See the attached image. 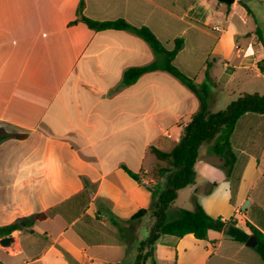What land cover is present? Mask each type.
<instances>
[{"label":"crops","instance_id":"0c3cea01","mask_svg":"<svg viewBox=\"0 0 264 264\" xmlns=\"http://www.w3.org/2000/svg\"><path fill=\"white\" fill-rule=\"evenodd\" d=\"M81 1L87 18L148 27L168 49L183 37L174 63L201 84L210 62L209 75L216 84L208 96L211 111L244 93L264 94V0H235L232 5L217 0H0V131L27 134L0 143V201L4 192L19 191L10 200L14 212L31 200L43 205L49 200L46 210L84 189L91 191L89 203L72 223L57 215L36 222L34 233L23 229L8 235L13 241L0 244V264H134L136 242L90 245L73 225L85 214L98 216L116 234L111 224L115 219L135 227L137 241L144 240L149 233L142 236L143 222L151 213L128 220L152 206L148 182L153 180L148 168L137 163L131 167V153L117 158L93 147L110 137L106 127L116 122L118 127L128 123L150 129L154 146L170 151L199 108L186 86L167 72L155 71L120 88L119 95H128L124 110L129 118L107 119V92L122 84L125 70L153 62L155 54L129 31L71 24ZM231 146L236 155L233 180L239 177L234 199L232 179L209 145L200 149L191 197L196 195L210 216L235 220L248 234L255 228L264 238V115L244 114ZM122 166L139 173L141 180ZM155 258L158 264H264L255 247L215 230L205 240L163 235Z\"/></svg>","mask_w":264,"mask_h":264},{"label":"trees","instance_id":"16d2710c","mask_svg":"<svg viewBox=\"0 0 264 264\" xmlns=\"http://www.w3.org/2000/svg\"><path fill=\"white\" fill-rule=\"evenodd\" d=\"M83 9L84 2L81 1L77 8V19L71 24L82 22L96 31H129L144 40L154 52L155 60L153 62L125 70L122 78L123 86L135 84L147 73L164 71L186 86L199 103L198 110L182 127L180 140L170 151H164L155 146L150 147V151L158 163L157 171L161 175L166 174V180L161 191L149 187L155 198L152 206L138 210L128 220V222L139 220L149 212L155 219L148 236L144 240L138 241L134 264H158L155 258V245L163 235L182 238L191 234L196 239L205 240L210 230L224 231L226 235L239 243H246L250 235H254L258 240L255 250L264 261V238L255 228L250 227L251 234H248L237 226L235 220L223 221L221 218L210 216L199 203L196 195L191 197L193 209H179L175 216L169 215L170 209L178 198L179 190L194 183L195 164L199 159L200 149L204 145H209L210 151L222 159L220 167L224 170L226 177L232 179L231 200L234 199L239 177L236 181L233 180L236 155L231 146V136L238 120L244 114L264 115V94L244 93L232 100L225 108L211 111L208 96L210 88L216 84L209 75L210 62L205 65V81L201 84L195 83L192 78L182 73L174 63L175 57L184 47L183 37L175 39L173 48L168 49L148 27H135L123 19L103 22L92 20L84 16ZM25 138H27V134L0 131V143L8 139L21 140ZM161 163H166V166H162ZM122 168L133 179L141 180L139 173L133 172L126 166H122ZM90 194V190L84 189L64 202L26 216L20 222L1 226L0 238L10 235L16 230L25 229L34 233L32 226L36 222L57 215L62 216L68 223H72L89 203ZM99 219L98 216L93 218L85 214L73 225L87 244H114L117 241H128V238L133 236L130 227L122 226L115 219H111V224L117 228V232L116 234L111 232L113 236H109L105 233L106 228L98 222Z\"/></svg>","mask_w":264,"mask_h":264},{"label":"rangeland","instance_id":"374dc122","mask_svg":"<svg viewBox=\"0 0 264 264\" xmlns=\"http://www.w3.org/2000/svg\"><path fill=\"white\" fill-rule=\"evenodd\" d=\"M225 4V3H222ZM122 84L120 82H117L112 89L107 92L105 95V110H106V118L107 119H113V118H129V110H124L128 106H126V100L128 99V95H123L119 93L122 89ZM97 97V96H96ZM100 100L103 98V96H98ZM140 114V110L138 111ZM118 123H113L109 127H106V132L111 133L110 137L107 138V140H101L98 144H96L93 148L95 151L99 153H110L113 155V157L122 158V156H126L127 153L132 154V161H131V167H135L134 165L141 164L144 168H148L147 175L152 178L153 181H149L148 185L151 188H156L157 190L161 191L164 187L165 180H166V174H159L158 170V163L154 155L150 151V147L154 146L155 144L152 143L153 136H151L150 132L151 130L148 128H144L142 126H122L118 127ZM91 137V140L96 139ZM125 143V144H123ZM76 147V146H75ZM131 148V149H130ZM75 149V148H74ZM79 152L82 150L81 148H77ZM124 159V158H123ZM135 163V164H134ZM202 164V163H201ZM162 166H166V163H161ZM220 174H223L222 169H217ZM216 170V171H217ZM147 178V177H146ZM150 178H147L148 180ZM198 180V178H197ZM196 180V177L194 178V183ZM194 183L190 184L182 189L179 190V196L174 202L172 208L169 211V215L171 217L175 216L177 211L179 209H193V204L190 200L192 190L194 188ZM6 194L3 195L4 201H0V212H1V218L0 223H9V222H20L24 218V215L32 214L36 212H41L46 208V205L50 203L49 200L46 201V204L43 205L40 202H35L31 200L28 202L25 206H21L17 212L13 211V208L11 207V198L14 196V198H17L21 195L22 192L19 191H9L4 192ZM58 197V196H57ZM57 199V198H53ZM1 200V199H0ZM58 200V199H57ZM55 200H53L54 202ZM22 204V201H21ZM154 218L151 214L147 215L143 222L142 227V236L145 237L152 225L154 224ZM105 228V227H104ZM132 234H134L135 227H130ZM105 233L109 236H113L111 234V231L109 229H105ZM139 241V240H138ZM137 237L133 235L132 237L128 238V242L130 244H133L136 242L138 246ZM149 264V263H148Z\"/></svg>","mask_w":264,"mask_h":264},{"label":"water","instance_id":"95a60500","mask_svg":"<svg viewBox=\"0 0 264 264\" xmlns=\"http://www.w3.org/2000/svg\"><path fill=\"white\" fill-rule=\"evenodd\" d=\"M221 3H225L227 5H232L235 0H217ZM13 241V237L12 236H4L2 238H0V244L2 246H9L10 243ZM257 238L254 235H250V237L248 238L246 245L249 247H255L257 245Z\"/></svg>","mask_w":264,"mask_h":264},{"label":"built area","instance_id":"2783aa9c","mask_svg":"<svg viewBox=\"0 0 264 264\" xmlns=\"http://www.w3.org/2000/svg\"><path fill=\"white\" fill-rule=\"evenodd\" d=\"M216 30L221 31V29L219 27H216Z\"/></svg>","mask_w":264,"mask_h":264}]
</instances>
